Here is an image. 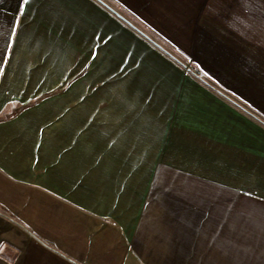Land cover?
Here are the masks:
<instances>
[{
    "label": "rangeland",
    "instance_id": "1",
    "mask_svg": "<svg viewBox=\"0 0 264 264\" xmlns=\"http://www.w3.org/2000/svg\"><path fill=\"white\" fill-rule=\"evenodd\" d=\"M99 25L92 17L91 31L76 33L69 63H24V49L16 48L12 63L0 64L12 75L43 73L12 80V93L28 100L33 82L44 98L35 114L51 121L44 139L58 129L60 151L74 152V167L90 173L79 201L116 213L127 233L138 235L144 264H264L263 161L228 159L197 121V134H173L180 108L187 110L180 104L186 80L201 83L193 67L133 32L111 39ZM131 35L150 47H137ZM82 182L78 176L75 183Z\"/></svg>",
    "mask_w": 264,
    "mask_h": 264
},
{
    "label": "crops",
    "instance_id": "2",
    "mask_svg": "<svg viewBox=\"0 0 264 264\" xmlns=\"http://www.w3.org/2000/svg\"><path fill=\"white\" fill-rule=\"evenodd\" d=\"M98 1L0 0V64H11L16 48L24 49V63H69L76 33L91 31V18L97 17V31L114 32L115 40L133 32L191 65L230 113L211 121L209 142L231 154L228 159L261 160L263 168L264 0ZM131 37L137 47H150ZM16 78L34 81L43 73L0 69V264H144L134 243L138 235L127 233L116 213L94 212L79 201L90 188L84 179L90 173L74 167V152L60 151L58 129L44 139L51 121L47 125L35 115L44 98L35 94L33 82L26 89L34 95L16 98ZM78 176L82 183H75Z\"/></svg>",
    "mask_w": 264,
    "mask_h": 264
},
{
    "label": "trees",
    "instance_id": "3",
    "mask_svg": "<svg viewBox=\"0 0 264 264\" xmlns=\"http://www.w3.org/2000/svg\"><path fill=\"white\" fill-rule=\"evenodd\" d=\"M113 33L114 32H112V35L109 36L111 37V39L114 38ZM128 35L129 34H127V37L130 38V35ZM185 85L186 88H184L180 93L182 97L180 100V104L184 107L186 106L187 110H185V108L184 110H182L183 108H180L179 117H176L172 133L176 136L178 135V137H181L183 134L188 135L189 131L197 134V130H199V127L197 125L198 122L204 124L206 128L209 127L210 130L208 131V133H205L206 135L204 136H208L210 139L207 141H210L211 132L213 131V129L212 125L207 126L206 123H211V121L218 120L219 118H221V116L225 117L227 114H230L226 112L225 108L223 107V105H226L227 102L219 100V98H217L215 95H212L203 83H198L194 80H186ZM159 87L162 88L161 82L157 83V85L155 86V88L157 89H160ZM191 121V124L189 123V125H185V122ZM193 122L195 124H193ZM183 128H185L187 132L183 133ZM191 139L194 140V138Z\"/></svg>",
    "mask_w": 264,
    "mask_h": 264
},
{
    "label": "water",
    "instance_id": "4",
    "mask_svg": "<svg viewBox=\"0 0 264 264\" xmlns=\"http://www.w3.org/2000/svg\"><path fill=\"white\" fill-rule=\"evenodd\" d=\"M98 1V0H97ZM99 3H101L100 1H98ZM107 8V7H106ZM113 15H115L119 20H121L122 22H124L126 25H128L130 28H132L133 30L135 29L131 24H129L123 17L117 15L113 10L107 8ZM141 37L146 38L142 33L137 32ZM147 39V38H146ZM148 40V39H147ZM149 41V40H148ZM150 42V41H149ZM157 49L162 50L161 48L157 47Z\"/></svg>",
    "mask_w": 264,
    "mask_h": 264
},
{
    "label": "snow or ice",
    "instance_id": "5",
    "mask_svg": "<svg viewBox=\"0 0 264 264\" xmlns=\"http://www.w3.org/2000/svg\"><path fill=\"white\" fill-rule=\"evenodd\" d=\"M28 0H23V4H27ZM23 11V7L21 8V12Z\"/></svg>",
    "mask_w": 264,
    "mask_h": 264
}]
</instances>
